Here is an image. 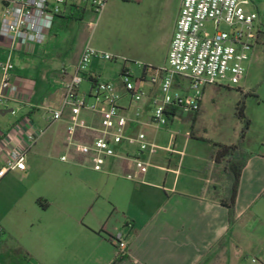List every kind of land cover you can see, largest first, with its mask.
I'll use <instances>...</instances> for the list:
<instances>
[{
  "label": "crops",
  "instance_id": "0c3cea01",
  "mask_svg": "<svg viewBox=\"0 0 264 264\" xmlns=\"http://www.w3.org/2000/svg\"><path fill=\"white\" fill-rule=\"evenodd\" d=\"M253 8L264 23V10L260 12L257 5ZM90 14L93 12L87 9L67 8L54 20L43 42L12 52L13 101L0 106V139L5 138L24 116L40 128L48 127L45 109L61 105L64 84L89 40L83 22ZM77 16L79 19L75 18ZM173 33L168 41V51ZM4 40L0 37V62L6 60L10 51V42ZM52 52L58 62L52 61L48 65L60 67V73L58 70L53 79L47 78V87L39 77L28 83L32 65L46 64L45 56ZM251 57L255 61L264 58V32ZM69 60L73 62L71 73L66 68ZM250 61L247 70L253 65ZM102 63L107 64V68L98 69ZM115 64L94 58L88 74L100 81L114 82L119 87L121 65L117 68ZM143 64L155 68L162 66L153 61ZM51 72L53 74V69L46 76ZM84 82L91 88L89 80ZM12 109L17 111L16 116L10 115ZM64 117L63 122L49 126L46 135L31 149L26 158V169L9 173L17 180V186L23 187L53 151L58 163H70L81 170L65 174L57 166H50L43 170L45 177L41 189L33 184L23 187L24 195L16 198V203L26 202L36 207L42 213L40 220H12L7 216L10 212L0 210L2 264H15L14 255L19 249L28 256L23 264L29 261L38 264H113L117 249L112 237L117 232L123 233L127 241L126 258L117 264H214L219 257H225L227 264L230 258L245 251L241 236L237 234L243 216L248 215L249 225L252 223L255 227L258 224L264 231V143L261 144L263 149L251 153L242 171L235 202V224L230 226L228 211L220 203L226 186L223 166L212 158V143L195 139L193 135L191 141L197 144L191 145L187 140L181 144L174 138V150L169 155L165 145V132L169 131L144 127L148 141L162 150L143 154L150 164L146 173H140L131 160L118 158L108 159L104 171L95 172L83 165L85 159L80 156L72 155L70 161H60L59 157L66 149V122L71 115L66 112ZM80 120L94 124L98 118L83 114ZM89 137L84 131H78L76 135L80 141H87ZM3 158L0 151V168L4 164ZM29 228L38 235L34 243L27 238ZM248 238L246 249L253 251L256 260L260 258L264 262V234L248 231Z\"/></svg>",
  "mask_w": 264,
  "mask_h": 264
},
{
  "label": "built area",
  "instance_id": "2783aa9c",
  "mask_svg": "<svg viewBox=\"0 0 264 264\" xmlns=\"http://www.w3.org/2000/svg\"><path fill=\"white\" fill-rule=\"evenodd\" d=\"M105 5L106 0H0V37L10 42L7 58L0 62V106L13 101L14 50L43 42L54 20L67 8L87 9L100 15ZM251 5L250 0H182L166 64L158 68L131 62L86 43L64 84L60 107L45 109L48 127L40 128L24 116L0 139L4 157L0 178L25 170L31 149L49 126L65 120L66 112L71 118L66 122V149L60 161L80 156L85 159L84 166L103 172L108 159L118 158L131 160L140 173H146L150 164L142 156L147 152L155 154L158 148L148 141L144 127L168 130L180 113L200 111L207 87L238 86L244 79L251 52L264 32L260 14ZM221 25L226 30H221ZM94 58L121 62L119 87L89 76ZM134 66L140 69L138 76ZM87 80L91 88L81 92L80 87ZM10 114L16 116L17 111L12 109ZM83 114L97 117V123L81 122ZM78 131L90 135L89 139L78 140ZM1 236L0 228V247ZM112 241L117 256H125L127 241L123 233L117 232Z\"/></svg>",
  "mask_w": 264,
  "mask_h": 264
},
{
  "label": "rangeland",
  "instance_id": "374dc122",
  "mask_svg": "<svg viewBox=\"0 0 264 264\" xmlns=\"http://www.w3.org/2000/svg\"><path fill=\"white\" fill-rule=\"evenodd\" d=\"M181 1L106 0V5L100 15L90 14L84 19L83 23L89 36L87 43L97 50L109 52L131 62L143 64L153 61L164 66L168 41L175 28ZM250 2H252L251 6L257 5L260 12L264 10V0H250ZM248 8L252 9L250 6ZM207 28L210 31L213 29L211 24H208ZM220 29L226 30V27L221 25ZM53 40L54 37L50 39V42ZM53 54L54 52L45 56V60L48 62L45 61L46 64L41 67L32 65L29 70L30 78H27L28 83H32V79L39 77L40 82L41 79L45 80H42V82H46L43 83V86L47 87V78L56 76L58 70L60 73V67L48 65L49 62V64L58 62ZM69 61L68 64L66 63V68L71 73L70 65L73 62ZM250 62L253 65L246 71L244 79L238 86L207 87L198 113H180L172 121L168 128L169 132L164 131L166 133L165 145H167L166 149L169 150V155L174 150V138H177L181 144L186 140L191 142V145L197 144L191 141L194 137L207 140L213 145L227 146L237 145L244 139L243 148L247 152L252 153L263 149L261 144L264 143V58L255 61L254 57H251ZM120 63L119 61L115 64L117 68H120ZM101 68H107V64L102 63L98 66V69ZM52 69L53 74L51 72L46 76V73ZM134 69L135 75L138 76L140 69L136 66ZM88 89H90V84L87 82H84L80 87V91L83 92ZM238 105L244 106V115L249 121L247 129L245 123L237 117ZM10 115L8 117H11ZM157 150L158 152L162 151L159 147ZM56 156L55 151L51 152L48 157L46 156L43 166L37 168L31 180L24 186L33 184L41 189L45 177L43 170H48L50 166H57L56 168L65 174L69 171L73 173L81 170L80 167L72 166L70 163L68 165L58 163L55 160ZM17 184L12 173L6 175L3 180L0 179V210L10 212L7 216L12 220H40L42 213L40 210L37 211L36 207L31 204L27 205L26 202L24 204L16 203V198L24 195V186L19 187ZM249 221L248 215L243 216L237 230V234L241 236V246L245 251H241L239 256H235L236 259L230 258L227 264H264L260 258L256 260L252 250L246 249V245L249 243L248 231L254 234L255 232L264 234L260 225L257 224L254 227L252 223L249 225ZM26 235L32 243L38 237L34 229L30 228ZM225 260V257H219L214 264H225ZM27 264H33V262L29 261Z\"/></svg>",
  "mask_w": 264,
  "mask_h": 264
},
{
  "label": "trees",
  "instance_id": "16d2710c",
  "mask_svg": "<svg viewBox=\"0 0 264 264\" xmlns=\"http://www.w3.org/2000/svg\"><path fill=\"white\" fill-rule=\"evenodd\" d=\"M79 19V16L75 17ZM237 117L241 119L246 126V129L249 126V121L245 118L244 115V106H237L236 109ZM193 134H191L192 136ZM244 139L237 144V145H221V144H215L212 158L214 161L223 166V175L225 178L226 186L224 189V196L222 199H220L221 205L226 207L228 211V218H229V225L233 226L235 224V202H236V196L238 191V185L239 180L242 174V171L244 167L246 166V163L248 159L251 156V153L247 152L243 148ZM14 263L17 264H23L26 259H28V256L23 250L19 249L17 252H15L14 255ZM126 257L123 256H117L113 264H117L121 261H123Z\"/></svg>",
  "mask_w": 264,
  "mask_h": 264
},
{
  "label": "water",
  "instance_id": "95a60500",
  "mask_svg": "<svg viewBox=\"0 0 264 264\" xmlns=\"http://www.w3.org/2000/svg\"><path fill=\"white\" fill-rule=\"evenodd\" d=\"M10 112H11V110H10Z\"/></svg>",
  "mask_w": 264,
  "mask_h": 264
}]
</instances>
